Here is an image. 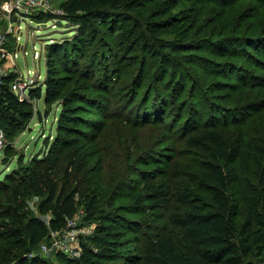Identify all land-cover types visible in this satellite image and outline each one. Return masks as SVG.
<instances>
[{"label":"trees","instance_id":"1","mask_svg":"<svg viewBox=\"0 0 264 264\" xmlns=\"http://www.w3.org/2000/svg\"><path fill=\"white\" fill-rule=\"evenodd\" d=\"M152 1L63 0L60 7L64 13L59 15L60 23L74 27V32L69 34L71 37L65 36L61 42L49 44V56L54 58L55 63L63 66L71 51L77 49L79 44H94L97 40L95 44L101 45L108 42L107 35L121 33L111 27L107 34L103 27L97 26V22L104 25L110 20L114 25V22L118 21L116 17L132 19L134 29H141L140 39L145 40L144 46L140 47L142 53L159 62L155 79L151 78L153 81L147 79L154 88L150 90L149 97L152 100L143 110L141 109L142 112L138 111L137 127L157 124L159 121L162 125H167L165 116L167 114L174 116L177 113L168 122L169 129L172 130L175 123L184 120V113L187 115L188 112L194 111L190 102L185 100V95L186 92L193 95L198 93V81L191 75L188 65H199L204 68L208 67L206 64L212 67L215 65L217 67L213 70L215 75L230 79H216L211 82V89L217 93L215 97L219 101L217 104L220 105L217 110L221 112L213 123L205 122L199 125L200 121L196 119L192 125L180 124L182 126L177 129L181 135L177 138L180 143L183 140L187 147L198 148L207 155L197 175L210 188L211 207L208 208L202 203L201 197L195 195L187 185L185 177L190 172L181 154H176L177 157L168 160L166 173L170 186L167 182L144 181L143 192L132 193L133 203L124 207L125 209L138 207L146 201L154 208L164 209L167 221L187 232L191 254L180 252L175 246L172 234L162 232L152 237H143L139 253H129L123 257L125 259L136 257L141 264H253L250 257L255 249L260 254L264 253V142L247 136L242 130L239 132L228 130L230 127H241L246 122L247 118L243 111L249 107L245 105L238 107L237 104L224 105L230 98L224 91L249 88L254 71H251L247 63L254 65L256 69L258 67L264 69L262 27L264 12L261 11L264 8V0H256L259 3L256 6L259 18L252 25L255 30L248 35L235 32V27L242 28L245 24L235 25L232 22L235 10H229L236 9L241 0H201L202 3L206 2L220 9L211 20L216 25L209 30L210 36L200 38L199 42L188 38L191 37L188 32L181 34L180 28L176 25V22L178 25L182 22L177 11L165 10L162 5H153ZM164 2H170V7H175L180 0ZM208 8L209 6L193 10L194 16H191V20L195 23L201 21L200 12ZM50 15L40 13L35 19L48 20ZM185 17L187 21L190 19L188 15ZM151 19L170 22L171 29L168 34L152 27ZM258 21L259 28L256 27ZM218 32L219 34H216ZM130 33L131 31H128L122 35L123 41L132 50L135 45L131 46L127 41L132 35ZM179 49L195 52L180 56L174 52ZM241 59L245 61L240 62ZM141 69L140 78L144 72V68ZM14 77L13 73L6 75L0 88V128L5 133L9 127L18 125L20 118L26 119L30 116L25 109L28 105L27 99L20 100L11 90ZM158 83L160 85L155 88ZM62 87L61 80L54 77L50 70L37 88L29 90V96L40 98L44 92L45 102L50 103L61 97ZM103 89L106 90L104 86ZM245 92H241L237 101L242 102L246 97ZM77 97L82 102L72 107L67 106L66 114L90 113L97 107V115L104 116L110 104L109 99L102 94L96 96L78 94ZM104 101L107 104H104ZM66 114L62 118L69 117L71 122L80 119L78 116L75 118L65 116ZM83 122L94 130L91 132L81 130L83 133L81 135L96 140L95 149H100L105 139L100 136V130L96 131L95 120L85 119ZM59 131L64 133V136L58 135L50 150L42 156H36L31 160V164L25 166L20 164L6 174L5 180H0V264H49L36 251L51 231L65 228L68 220L78 211V198L82 195L83 186L92 173L86 160L89 154L86 153L87 150H80L82 146L71 140V136L76 133L71 124L70 126L61 124ZM106 151L102 148V152ZM105 155L103 158L106 159L116 154ZM139 155L141 154L133 151L116 157L120 158V162L123 159H130L132 162ZM131 162L125 165L133 169ZM119 163L115 162L111 167L116 169L120 166ZM234 164L246 170L251 169L256 181H241L237 166ZM135 171L130 170V175ZM233 183L239 185L235 191ZM98 189L97 192L100 193L106 189L111 190L110 183L104 182ZM32 198L39 199L37 206L41 214L51 216L48 223L33 214L29 206V200ZM98 198L99 193H95L88 204L87 211L90 217L97 216ZM118 210L119 208L115 207L107 212L109 220H122L126 223L132 221ZM106 214L105 217L103 214L100 215L101 218H106ZM140 227L137 232L140 231ZM93 241L101 251L94 252L89 246L83 245L85 263L116 264V256L105 251L107 241L100 236H95ZM58 259L67 264L70 262V258L63 253L58 254Z\"/></svg>","mask_w":264,"mask_h":264},{"label":"rangeland","instance_id":"2","mask_svg":"<svg viewBox=\"0 0 264 264\" xmlns=\"http://www.w3.org/2000/svg\"><path fill=\"white\" fill-rule=\"evenodd\" d=\"M62 1L50 0L52 8L57 9V7H60ZM152 4L156 6L162 5L165 10L172 9L177 11L179 20H182L180 25L176 22L181 34L182 32L190 33L191 37L188 38L196 42H199L200 38L210 36L209 30L216 25L211 20L214 19V15L220 9L218 6L209 5L206 2L202 3L201 0H180L175 7H170V2L166 3L164 0H153ZM258 5L259 3L256 0H241L240 5L236 9H229L235 10V16L232 21L235 25L236 23L245 24L242 28L235 27V32L248 35L255 30L252 25L259 18V15L256 14V6ZM207 6H209L208 9L200 12L201 21L195 23L191 20V16H194L193 10ZM261 11L264 12V8ZM40 13H49L51 15L48 20L37 21L35 16ZM185 15L190 17L188 21L185 20L187 18ZM16 17L11 16L9 20L4 16H0V28L3 31L9 26L10 22L13 23L12 25L16 29L14 33L7 36L8 49H15L16 36L20 37L19 42L25 49L19 50L18 57L10 61L11 64H13V61L16 62L18 66L6 67L5 72L7 74L13 73L15 79L30 71L33 82L28 86H31V89H35L44 80L47 73L52 70V74L61 80L63 87L61 97L50 103L45 102L44 92L40 98L30 97L28 94L27 97L22 99H27L28 101L25 109L30 116L26 119L20 118V123L9 127L4 135L5 139L0 146V180H5L6 174L20 164L21 166L31 164V160L36 156H42L43 153L50 150L57 136L60 134L64 136V133L59 131L61 124L64 126H70L71 124L76 129V133L71 136V140L76 141L78 146H82L80 150L88 151L86 153L89 156L86 157V160L88 161V167L92 170L91 175L83 186L82 195L78 198V211L75 216L68 220L65 228L58 232L51 231L48 237L40 244L36 253L46 259L49 264H67L58 259V254L62 250H66L70 258L69 264H86L83 258V253L85 252L83 245L89 246L94 252L101 251V248L93 241L95 236H100L108 243L105 251L116 256V264H141L136 257L125 259L123 256H127L129 253H139L143 237L148 238L158 233L170 232L176 248L182 253L191 254L187 232L171 225L165 217L166 212L164 209L154 208L151 203L146 201H143L138 207L127 209L124 207L133 203V199H131L132 193L143 192L144 181L167 182L170 186L166 170L169 166V158L177 157L176 154H181L183 161L188 165V172L190 173L185 177L187 185L195 195L201 197L202 203L208 208L211 207L210 188L197 175V171L207 159V155L198 148L187 147L183 140L180 143L177 138H180L181 135L177 129L182 126L180 124H183V126L185 124L192 125L196 119V121H200L199 125L205 122L213 123L216 116L221 112L217 110L220 105L217 104L219 101L215 97L217 93L211 89V82L216 79H230H223L219 75H215L213 71L217 68L215 65L212 67L206 64L207 68L199 65H188L191 69V75L198 81V93L193 95L186 92L185 95V100L190 102L194 111L188 112L187 115L184 113V120H180L177 124L175 123V127L172 130L169 129L168 122L177 113L174 116L168 114L165 116L167 125H162V122L159 121L157 124L137 127L138 111L143 110L144 106L152 100L149 96L151 94L150 90L152 91L154 88L147 82V79H150V81H153L151 78L155 79L159 70V62L151 57H146L142 53L140 47L144 46L145 40L144 38L140 39L141 35H139V32L141 29H134L132 19L116 17L118 21L114 22V25L110 20L104 25L97 22V26L103 27L107 34L109 33L108 29L111 27L114 30L121 31V33L107 35L109 37L107 39L108 42H103L101 45L95 44L97 40L94 41V44H79L77 49L71 51L66 63L60 66L55 63L52 56H49V44L51 42H61L65 36L71 37L69 34L74 32V27L60 23L59 14L50 11H34L31 15ZM136 19L138 20V18ZM16 21L20 24V30H17ZM151 21L153 22L151 23L153 24L152 27L164 32V34L171 29L170 22H165V20L158 22L153 21V19ZM259 22L256 25L257 28L260 26ZM262 27L264 28V19L262 20ZM128 31H131L130 34L132 35L129 36L127 41L131 46L135 45L132 50L123 41L124 37L122 34ZM148 31L149 29H147ZM216 34H219V32ZM24 51L27 53L25 54ZM35 51L39 52L38 56H35ZM174 52L181 56L195 51L179 49ZM243 61L245 60H240V62ZM247 65L250 66L251 71H254L249 88L244 89L242 87L238 90L229 89L224 91L225 94L230 95L224 105L237 104L238 107L240 105L241 107L244 105L249 107L243 111L247 119L241 127H230L228 130L230 132L242 130L247 136L264 142V69L259 67L256 69L254 65L249 63ZM141 68H144V72L140 78ZM159 85L160 83L155 88ZM103 86L106 90L103 89ZM243 91H246L244 95L246 97L242 102L237 101ZM78 94L91 96L102 94V96L108 98L110 104L105 115H97V107L90 113L66 114L65 109L67 106L72 107L82 102L77 97ZM231 100L233 101L231 102ZM104 104H107L106 101H104ZM64 114L72 118L78 116L81 120L71 122L69 117H66L68 119L62 118ZM85 119L95 120L96 131L100 130V136L104 137L105 143L102 144L100 149H95L96 140L94 141L81 135L83 134L81 130H86V132L94 130V128L87 127V124L83 122ZM102 148L107 151L102 152ZM78 151L79 148L77 147ZM99 151L100 153H97ZM133 151H137L141 155L134 158L132 162L130 159H123L120 162V158L116 157H121V154H130ZM105 154L116 155H110L105 159L103 158V156H106ZM115 162H120V166L113 169L111 166ZM130 162L133 165V169L127 168L125 165V163ZM234 166H237L241 181H256L251 169L246 170L236 164ZM130 170L136 171L130 175ZM104 182L110 183L111 190L106 189L101 193L97 192L99 186L104 184ZM232 186L235 191L239 185L233 183ZM110 191L112 194H110ZM95 193H99L98 212L97 216L90 217L87 207ZM38 203V198L29 200V206L33 210V214L48 223L51 216L41 214L38 211ZM115 207L119 208L118 212L120 214H125L132 221L126 223L122 220H109L107 212ZM105 214L106 218H101L100 215L105 217ZM140 224H142L141 227ZM139 227L140 231L137 232ZM44 245L49 248L46 252ZM75 253L80 255L76 256ZM250 258L253 259V264H264V253H258L257 249H255Z\"/></svg>","mask_w":264,"mask_h":264},{"label":"built area","instance_id":"3","mask_svg":"<svg viewBox=\"0 0 264 264\" xmlns=\"http://www.w3.org/2000/svg\"><path fill=\"white\" fill-rule=\"evenodd\" d=\"M53 6L51 5L50 0H1L0 1V16H4L6 19L11 18V16H18V17H24L31 15L34 11L37 12H46L50 11L52 13H57L59 15L63 14L64 11L60 7H57V9H53ZM17 19V17H16ZM16 27L17 30H20V24L18 21ZM13 23L10 22L9 26L3 31L0 28V88L3 85L4 77L7 74L5 72L6 62H10L11 60H14L16 57H18V51L19 50H25L23 45L20 44V37L16 36L17 43L15 44L14 50L8 49V34H12L15 32L16 29H14ZM20 32V31H19ZM25 54L27 53L24 51ZM39 52L35 51V56H38ZM17 67V63L13 61V64H11L10 67ZM33 82V79L31 78L30 71H28L27 74H22L18 77H16L11 82V90L18 96L20 100H22L24 97H27L29 94V90L31 89V86H28ZM5 132L3 129L0 128V146L3 143V140L5 139ZM58 232V231H54ZM45 252L49 250L47 245H44ZM61 249V247H60ZM62 250V249H61ZM59 250V251H61ZM61 253L67 255L68 251L62 250ZM76 256L80 255L78 253H75ZM68 256V255H67Z\"/></svg>","mask_w":264,"mask_h":264},{"label":"crops","instance_id":"4","mask_svg":"<svg viewBox=\"0 0 264 264\" xmlns=\"http://www.w3.org/2000/svg\"><path fill=\"white\" fill-rule=\"evenodd\" d=\"M5 66H6V67H10V66H11V63H10V62H6V63H5Z\"/></svg>","mask_w":264,"mask_h":264}]
</instances>
